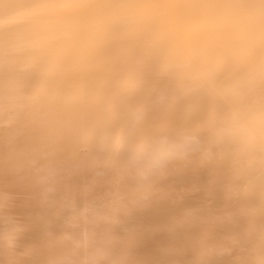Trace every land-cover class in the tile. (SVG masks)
<instances>
[{"label":"clouds","instance_id":"clouds-1","mask_svg":"<svg viewBox=\"0 0 264 264\" xmlns=\"http://www.w3.org/2000/svg\"><path fill=\"white\" fill-rule=\"evenodd\" d=\"M194 167L185 264H264V0H0V179L42 241L0 187V264H141L138 214Z\"/></svg>","mask_w":264,"mask_h":264},{"label":"bare ground","instance_id":"bare-ground-1","mask_svg":"<svg viewBox=\"0 0 264 264\" xmlns=\"http://www.w3.org/2000/svg\"><path fill=\"white\" fill-rule=\"evenodd\" d=\"M78 184L79 178L74 181ZM10 179H0V187L10 191L14 196L11 213L28 227L25 234L26 241L34 247H41L42 241L36 230L40 209L29 199L30 192L19 186L9 187ZM107 187L106 181H98L95 188L103 191ZM207 180L201 170L194 167L183 183L175 184L168 190V201L154 205L152 208L139 213L135 225V244L133 254L141 264H185L190 257L186 251L188 237L183 232H168L175 217L185 208H198L206 203ZM218 230L209 228L201 234V239L207 243L214 242L218 237ZM172 250L173 255H165V250Z\"/></svg>","mask_w":264,"mask_h":264}]
</instances>
